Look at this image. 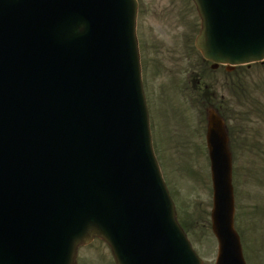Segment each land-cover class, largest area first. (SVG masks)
Listing matches in <instances>:
<instances>
[{
	"label": "water",
	"instance_id": "95a60500",
	"mask_svg": "<svg viewBox=\"0 0 264 264\" xmlns=\"http://www.w3.org/2000/svg\"><path fill=\"white\" fill-rule=\"evenodd\" d=\"M193 2L213 68L264 60V0ZM136 19L135 0H0V264H75L94 238L117 264H203L155 161ZM207 144L217 264H245L214 111Z\"/></svg>",
	"mask_w": 264,
	"mask_h": 264
},
{
	"label": "rangeland",
	"instance_id": "374dc122",
	"mask_svg": "<svg viewBox=\"0 0 264 264\" xmlns=\"http://www.w3.org/2000/svg\"><path fill=\"white\" fill-rule=\"evenodd\" d=\"M138 37L154 150L166 184L204 264H215L207 113L220 112L231 138L235 227L247 264H264V63L211 70L194 48L200 27L189 0H138ZM200 76V92L194 78ZM209 85L207 98L203 88ZM207 99V100H206ZM76 264H115L106 243L78 251Z\"/></svg>",
	"mask_w": 264,
	"mask_h": 264
},
{
	"label": "clouds",
	"instance_id": "9594fccd",
	"mask_svg": "<svg viewBox=\"0 0 264 264\" xmlns=\"http://www.w3.org/2000/svg\"><path fill=\"white\" fill-rule=\"evenodd\" d=\"M87 30V23L86 22H81L76 28H75V33L77 35L83 34Z\"/></svg>",
	"mask_w": 264,
	"mask_h": 264
}]
</instances>
